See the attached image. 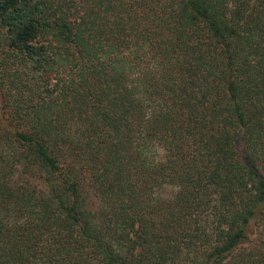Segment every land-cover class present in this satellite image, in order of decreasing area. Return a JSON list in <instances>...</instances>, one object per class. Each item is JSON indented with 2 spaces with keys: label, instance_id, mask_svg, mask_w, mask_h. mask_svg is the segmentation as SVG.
<instances>
[{
  "label": "trees",
  "instance_id": "obj_1",
  "mask_svg": "<svg viewBox=\"0 0 264 264\" xmlns=\"http://www.w3.org/2000/svg\"><path fill=\"white\" fill-rule=\"evenodd\" d=\"M0 264H264V0H0Z\"/></svg>",
  "mask_w": 264,
  "mask_h": 264
}]
</instances>
